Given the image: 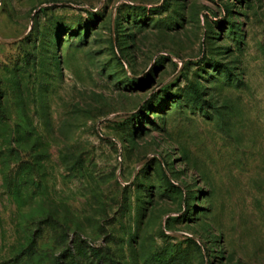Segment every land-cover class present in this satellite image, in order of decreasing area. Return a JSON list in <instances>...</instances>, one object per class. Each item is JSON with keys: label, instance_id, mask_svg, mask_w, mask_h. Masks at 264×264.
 <instances>
[{"label": "rangeland", "instance_id": "obj_1", "mask_svg": "<svg viewBox=\"0 0 264 264\" xmlns=\"http://www.w3.org/2000/svg\"><path fill=\"white\" fill-rule=\"evenodd\" d=\"M0 264H264V0H0Z\"/></svg>", "mask_w": 264, "mask_h": 264}]
</instances>
